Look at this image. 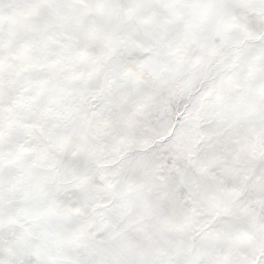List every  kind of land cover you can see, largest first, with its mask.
Returning a JSON list of instances; mask_svg holds the SVG:
<instances>
[{
	"label": "snow or ice",
	"instance_id": "obj_1",
	"mask_svg": "<svg viewBox=\"0 0 264 264\" xmlns=\"http://www.w3.org/2000/svg\"><path fill=\"white\" fill-rule=\"evenodd\" d=\"M0 264H264V0H0Z\"/></svg>",
	"mask_w": 264,
	"mask_h": 264
}]
</instances>
